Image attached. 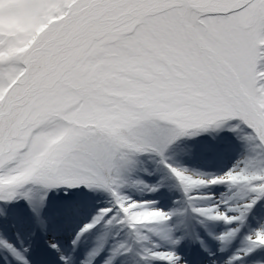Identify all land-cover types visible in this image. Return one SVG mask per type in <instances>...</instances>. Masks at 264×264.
I'll use <instances>...</instances> for the list:
<instances>
[{
  "label": "snow or ice",
  "instance_id": "6c2138e0",
  "mask_svg": "<svg viewBox=\"0 0 264 264\" xmlns=\"http://www.w3.org/2000/svg\"><path fill=\"white\" fill-rule=\"evenodd\" d=\"M0 264H264V0H0Z\"/></svg>",
  "mask_w": 264,
  "mask_h": 264
}]
</instances>
